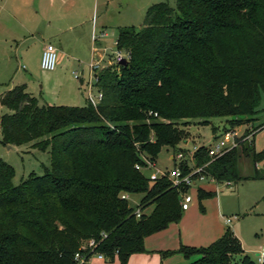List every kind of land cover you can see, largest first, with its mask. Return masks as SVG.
<instances>
[{
	"label": "trees",
	"instance_id": "16d2710c",
	"mask_svg": "<svg viewBox=\"0 0 264 264\" xmlns=\"http://www.w3.org/2000/svg\"><path fill=\"white\" fill-rule=\"evenodd\" d=\"M115 41L127 63L118 72L98 71L102 98L96 104H40L23 85L1 94L7 109L0 115L1 142L47 150L50 162L42 174L14 185L11 165L0 159V264H74L87 239L104 259L117 256L124 264L144 250L146 235L177 223L182 211L185 187L166 177L149 180L135 168L143 157L154 161L161 147L185 140L178 124L185 119L206 124L224 117L230 129L264 126L253 124L264 86V0L160 1L139 28L118 27ZM255 132L214 159L199 145L195 165L208 162L207 175L231 182L242 152L252 158L253 178L264 179V148L251 146ZM121 193L142 195L139 217ZM207 195L198 189L199 197ZM170 253L188 264H255L229 227L208 246L181 244L163 255Z\"/></svg>",
	"mask_w": 264,
	"mask_h": 264
},
{
	"label": "rangeland",
	"instance_id": "374dc122",
	"mask_svg": "<svg viewBox=\"0 0 264 264\" xmlns=\"http://www.w3.org/2000/svg\"><path fill=\"white\" fill-rule=\"evenodd\" d=\"M160 1H166L174 6V0H109L99 10L98 20H105L108 33L107 40L102 44L100 65L105 67L109 65L117 72L119 71V65L114 57L116 51L114 37L118 27L139 28L147 9ZM83 2V23L73 29L63 28L61 33L63 49L49 37L55 27L54 22L41 18H38L37 29H33L31 34H26L18 44L17 60L14 61L13 69L16 65L19 67L18 75L25 78L27 82L25 91L36 97L40 104L83 105L87 99L88 70L94 57L91 52V43L95 44L96 32L91 26L94 15L92 0H83ZM47 40L56 48L57 60L54 70L40 68L42 47ZM15 45L12 46L15 47ZM74 72L77 73V78L74 77ZM80 79L83 80L82 84L79 83ZM90 80L91 93L95 96L98 87L93 78ZM257 110L253 120L254 126L264 123V86L260 89ZM4 112H7V109L0 104V115ZM178 124L187 131L186 139L176 148L161 147L153 161L154 167L144 170V175L148 176L157 169L161 172L169 171L178 161L173 159L172 155L175 156L179 151L184 153V162L188 168H191L192 160L189 155L194 146H206L220 138L225 129H230L224 117H211L206 124L196 118L185 119ZM251 126V123H243L234 128L241 135L247 128L253 129ZM251 146L256 152L264 148V126L255 132ZM0 159L11 165L14 185H18L32 172L42 174L50 162L47 150L28 144L8 147L1 142V136ZM256 167L261 168L262 162H258ZM254 169L251 156L239 152L235 165L238 179L231 181L230 185H227L226 181L209 178L197 181L196 185L188 189V193L192 196L189 210L181 211L177 223H171L163 229L146 235L143 242L144 250L131 254L124 264H178L176 258L180 255L177 253L163 255L164 251H169L168 247H174L179 243H186L197 248L205 247L221 237L228 227L240 239L244 253L255 264H260L256 253L264 245V179L253 178ZM197 185L211 195L199 197ZM141 196V194H130L128 204L132 208H137ZM152 210L153 205L150 204L144 207L142 212L150 215ZM227 218L230 222H226ZM98 264L121 263L115 256L113 260H99Z\"/></svg>",
	"mask_w": 264,
	"mask_h": 264
},
{
	"label": "crops",
	"instance_id": "0c3cea01",
	"mask_svg": "<svg viewBox=\"0 0 264 264\" xmlns=\"http://www.w3.org/2000/svg\"><path fill=\"white\" fill-rule=\"evenodd\" d=\"M108 1L92 0L94 15L91 19V26L96 32L94 34L96 37L95 44L92 45L91 43V52L94 55L93 59L97 57L96 51H98V58H101L102 44L107 40V25L105 20H98V12ZM83 9V0H0V96L13 86L23 85L25 88L27 86L26 79L18 75L19 67L16 65V68L13 69V65L14 61L17 60L16 52L18 44L26 34H31L33 29H37L38 18L54 22L55 27L52 29V33L49 34V37L56 41L59 48L63 49L61 44L63 28L73 29L76 26H80L83 23ZM100 32H106V35L100 36ZM40 34L42 35V33ZM115 39L116 35L114 42ZM46 42L50 41L47 40ZM13 44H16L15 47L12 46ZM196 187L197 189L200 188L199 185ZM188 210L189 208L183 211ZM181 244L168 247V249L175 250ZM183 244L188 245L186 243ZM177 255H180L176 258L178 264L189 263L190 259L181 256L180 253H177ZM93 262L98 264L99 260L94 259Z\"/></svg>",
	"mask_w": 264,
	"mask_h": 264
},
{
	"label": "built area",
	"instance_id": "2783aa9c",
	"mask_svg": "<svg viewBox=\"0 0 264 264\" xmlns=\"http://www.w3.org/2000/svg\"><path fill=\"white\" fill-rule=\"evenodd\" d=\"M100 36H105L106 32H100ZM116 45V41H115ZM96 56L91 63L89 64V70H88V93H87V99L93 103H98L102 98V91L97 89L96 95H92L91 93V78L94 79L95 84L98 81L97 73L105 66L100 65V59L98 58V51H96ZM115 62L119 65V62L125 58L128 59V54L122 50L118 49L116 47V51L114 52ZM56 60H57V53L55 46L50 43L46 42L40 57V68L44 70H54L56 66ZM109 66V65H108ZM74 77L77 78V73L74 72ZM156 115V113H154ZM251 131L243 135V133L240 135L236 131L235 128L232 129H225L222 136L212 142H210L208 145H206V151L210 159H214L215 157L221 156L222 154L226 153L230 149L236 147L238 143L244 139H249L251 135L257 131L254 129H250ZM198 146H194L193 151L190 153V159L192 160V166L189 168L188 172H183L181 169V162L185 161L184 153L182 151H179L176 153V155H173V159L178 160L177 163L174 164V166L167 172H161L160 170L153 171L149 173L147 176L149 180L154 181L162 177L168 178L172 185L176 187H185L184 191L180 192V207L183 210H187L190 206V203L192 202V196L190 193H188V189L191 186H194L197 181H202L205 178H209L210 180H215L213 177L207 175L204 171L205 166L208 164L205 163L203 165H195L193 153L196 150ZM144 164H136L135 168L140 171H144L146 169H150L154 167V162L149 160L147 157L142 158ZM227 185H230V181H226ZM121 198L128 199L129 195L127 193H121ZM135 216L139 217L141 214L140 209L137 207L135 208ZM226 222H230V219L227 218ZM96 243L93 239H87L82 242L80 250L75 252L73 256L74 264H92L94 259L103 260L104 257L101 253L94 251ZM257 261L260 264H264V245L260 247L259 251L256 253Z\"/></svg>",
	"mask_w": 264,
	"mask_h": 264
},
{
	"label": "water",
	"instance_id": "95a60500",
	"mask_svg": "<svg viewBox=\"0 0 264 264\" xmlns=\"http://www.w3.org/2000/svg\"><path fill=\"white\" fill-rule=\"evenodd\" d=\"M127 63V59L123 58L120 62H119V65H125ZM79 83L82 84L83 83V80L80 79L79 80ZM8 147H10V145H8Z\"/></svg>",
	"mask_w": 264,
	"mask_h": 264
}]
</instances>
